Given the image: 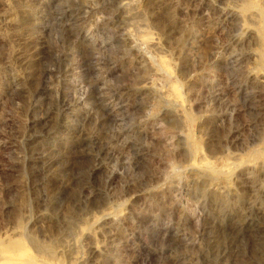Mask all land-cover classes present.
I'll return each mask as SVG.
<instances>
[{"label": "rangeland", "instance_id": "1", "mask_svg": "<svg viewBox=\"0 0 264 264\" xmlns=\"http://www.w3.org/2000/svg\"><path fill=\"white\" fill-rule=\"evenodd\" d=\"M263 16L0 0V239L64 264H264Z\"/></svg>", "mask_w": 264, "mask_h": 264}, {"label": "bare ground", "instance_id": "2", "mask_svg": "<svg viewBox=\"0 0 264 264\" xmlns=\"http://www.w3.org/2000/svg\"><path fill=\"white\" fill-rule=\"evenodd\" d=\"M255 3V2H254ZM250 5V4H249ZM255 6H256V4H255ZM255 6H253V7H255ZM256 8V7H255ZM261 8V7H260ZM235 9V8H234ZM240 10V9H239ZM253 10V9H252ZM263 11V10H262ZM259 12V11H258ZM252 14V13H251ZM260 14V13H259ZM248 16V15H247ZM259 16V15H258ZM260 16H261V14H260ZM264 17V16H263ZM258 18V17H257ZM129 21V20H128ZM247 23V22H246ZM264 23V22H263ZM253 24V23H252ZM251 24V25H252ZM138 26V25H137ZM264 27V26H263ZM137 28H139V26L137 27ZM248 29V28H247ZM261 30H263L262 28H260ZM261 30H259V32L261 31ZM134 31V33H136V30H133ZM138 31V30H137ZM140 32V31H139ZM126 33V32H125ZM141 33V32H140ZM144 33H146V32H144ZM252 33V32H251ZM263 34H264V32H262ZM262 33H260V34H262ZM131 34V33H130ZM262 34V35H263ZM127 35V34H126ZM132 35H133V33H132ZM136 35H138V33L136 34ZM135 36V35H134ZM260 36V35H259ZM262 38V37H261ZM138 39V38H137ZM136 39V40H137ZM263 39V38H262ZM139 42H140V44H143V46L145 45V46H149V47H154V46H156L157 44L155 43V41H154V39L153 38H151L150 37V35H148V34H143V35H141L140 36V38H139ZM135 42H138V41H135ZM137 45H139V43L137 44ZM263 45V44H262ZM262 45H260V46H262ZM140 46V45H139ZM142 46V45H141ZM146 48V47H145ZM155 48V47H154ZM139 49H140V47H139ZM147 49V48H146ZM263 50V49H262ZM261 52V51H260ZM142 54H144V53H142ZM260 57V56H259ZM160 59V65H161V69L163 70V74H164V72H165V75H167V76H170L171 74H170V66H168V63L167 62H165L164 60H165V58L164 59H161V58H159ZM155 60V59H154ZM170 62H171V60H170ZM159 64V63H158ZM173 64V63H172ZM160 65H158L159 67H160ZM169 65H170V63H169ZM259 67V66H258ZM261 69V68H260ZM160 70V69H159ZM259 70V69H258ZM161 71V70H160ZM162 73V72H161ZM170 74V75H169ZM166 76V77H167ZM162 77H164V75H162ZM172 76H170V78H171ZM173 80H174V77L172 78ZM164 80H165V78H164ZM161 81H163V80H161ZM166 81H167V79H166ZM169 81V80H168ZM167 81V82H168ZM164 82V81H163ZM162 82V83H163ZM166 82V83H167ZM177 82V81H176ZM179 82V81H178ZM165 83V82H164ZM171 82L169 81V84H170ZM172 83H174V82H172ZM173 85H175V84H172L171 86L169 85L168 87H169V89H168V91H165V93L167 92V94H164L163 95V98L164 97H166L165 95H167V100H168V98L173 102V103H176V105H178V104H180V105H182L181 103H182V100H184V99H181V95H180V93L178 92V90H177V88H178V86H173ZM177 85V84H176ZM144 87V86H143ZM168 87H166V88H168ZM182 92V91H181ZM159 98V97H158ZM166 99V98H165ZM166 101V100H165ZM165 101H164V103H165ZM170 101V102H171ZM169 102V101H168ZM185 102V101H184ZM169 104V103H168ZM185 104V103H184ZM179 105V106H180ZM173 106H175V104L173 105ZM172 106V107H173ZM179 106H178V108H179ZM176 107V106H175ZM181 107V106H180ZM182 107H184L183 105H182ZM180 109V108H179ZM183 109V108H182ZM173 110V109H172ZM178 111H180V110H178ZM184 111V110H183ZM180 113H181V111H180ZM183 113V112H182ZM184 114V113H183ZM184 116V115H183ZM187 120H188V118H187ZM189 131V130H188ZM188 141V140H187ZM194 145V144H193ZM189 147V146H188ZM198 148H196V150H197ZM193 151V150H192ZM200 151V150H199ZM199 151H197L198 153H199ZM190 153V152H189ZM200 153H201V151H200ZM193 154V153H192ZM194 154H195V152H194ZM203 154H204V152H203ZM262 154V153H261ZM199 155V154H198ZM200 155H202V154H200ZM199 155V156H200ZM204 156V155H203ZM193 158V157H192ZM195 158H196V156H195ZM198 158V157H197ZM200 159H201V157H200ZM203 159V158H202ZM193 160V159H192ZM261 160V159H260ZM263 160V159H262ZM195 160H193V162H194ZM199 161V160H198ZM264 161V160H263ZM255 162V161H254ZM257 162V161H256ZM196 163V162H195ZM234 163V162H233ZM197 164H199V162H197ZM194 165V167H195V164H193ZM202 165V166H201ZM238 165V164H237ZM252 165V164H251ZM199 166V165H198ZM200 166L201 167H203V168H208L209 166H207V164H206V162L205 163H202L201 161H200ZM207 166V167H206ZM262 166V165H261ZM264 168V167H263ZM202 169V168H201ZM198 170H200L199 168H198ZM234 170H236V169H234ZM202 171H204V170H202ZM206 171V170H205ZM207 171H210V170H207ZM213 172V171H212ZM215 172V171H214ZM258 173V172H257ZM264 174V173H263ZM222 175V174H221ZM171 184V183H170ZM108 215V214H107ZM104 217V216H103ZM102 219V218H101ZM98 218H97V220L95 221V223H97L98 224V222L100 221H98ZM94 223V222H93ZM94 223V224H95ZM96 224V225H97ZM93 229V228H92ZM94 229H96V228H94ZM23 231V230H22ZM87 231V230H86ZM11 234V233H10ZM10 234H8V235H6V236H4L2 239H0V264H64L65 263V261H64V263H63V261L62 260H60L59 258H56V257H49V256H46V255H44L45 254V252H44V254H43V252L42 251H40L39 250V247H37V246H35V247H37L38 248V250L35 248L34 249V251L28 246V245H30L29 243H28V245H27V242H26V240H25V242L23 241V240H13V238L14 237H12ZM22 234V233H21ZM81 235H82V237H84V236H86V238H88V236L90 235V234H88V232H85V231H82L81 232ZM17 236V235H16ZM22 237H23V235H22ZM73 237V236H72ZM24 238V237H23ZM79 238H81V237H79ZM86 238H84V239H86ZM90 239V238H89ZM84 242V241H83ZM74 243V242H73ZM82 243V242H81ZM83 244V243H82ZM31 245H32V243H31ZM33 246V245H32ZM71 246V245H70ZM92 246H94V245H92ZM65 248V247H64ZM41 250H43V248H41ZM72 250V249H71ZM92 250V249H91ZM81 251V250H80ZM62 252V251H61ZM65 252V251H64ZM63 253V252H62ZM47 254V253H46ZM59 254V253H58ZM64 254V253H63ZM60 255V254H59ZM81 255V254H80ZM79 255V256H80ZM61 256V255H60ZM66 256H67V254H66ZM58 257V256H57ZM68 257V256H67ZM78 257V256H77ZM76 257V259H75V261H78L79 260V258L81 257H79V258H77ZM81 259V258H80ZM74 260V259H73ZM67 261V260H66ZM84 261V260H83ZM79 263V262H78ZM77 264V263H76Z\"/></svg>", "mask_w": 264, "mask_h": 264}]
</instances>
